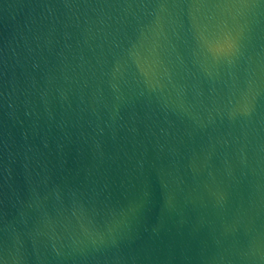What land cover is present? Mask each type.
I'll list each match as a JSON object with an SVG mask.
<instances>
[{
  "label": "water",
  "instance_id": "water-1",
  "mask_svg": "<svg viewBox=\"0 0 264 264\" xmlns=\"http://www.w3.org/2000/svg\"><path fill=\"white\" fill-rule=\"evenodd\" d=\"M0 264H264V0H0Z\"/></svg>",
  "mask_w": 264,
  "mask_h": 264
}]
</instances>
